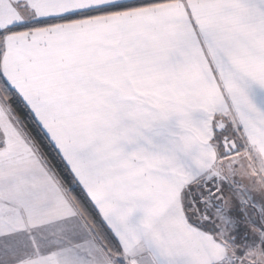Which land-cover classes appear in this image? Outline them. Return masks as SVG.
<instances>
[{
    "label": "snow or ice",
    "instance_id": "obj_1",
    "mask_svg": "<svg viewBox=\"0 0 264 264\" xmlns=\"http://www.w3.org/2000/svg\"><path fill=\"white\" fill-rule=\"evenodd\" d=\"M0 264H264V0H0Z\"/></svg>",
    "mask_w": 264,
    "mask_h": 264
}]
</instances>
